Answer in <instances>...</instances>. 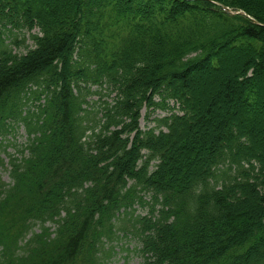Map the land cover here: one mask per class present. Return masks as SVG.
<instances>
[{
    "label": "trees",
    "instance_id": "16d2710c",
    "mask_svg": "<svg viewBox=\"0 0 264 264\" xmlns=\"http://www.w3.org/2000/svg\"><path fill=\"white\" fill-rule=\"evenodd\" d=\"M263 83L264 0H0V264H264Z\"/></svg>",
    "mask_w": 264,
    "mask_h": 264
},
{
    "label": "rangeland",
    "instance_id": "374dc122",
    "mask_svg": "<svg viewBox=\"0 0 264 264\" xmlns=\"http://www.w3.org/2000/svg\"><path fill=\"white\" fill-rule=\"evenodd\" d=\"M25 45L29 47L31 46V42L26 39ZM20 51L23 50L20 49ZM229 71L230 68L228 72ZM206 75H207L205 76L206 78L197 74H194L191 77V84H192L191 87L192 90L194 91L195 96H201L202 94L204 95L205 91L208 89L207 86L214 82L213 80L210 79L209 74ZM227 77L229 76L227 75ZM262 87L264 88V83ZM206 98L208 99V97L206 96L205 99H203V101H206L207 100ZM211 98H213V102L216 103L215 108H213L211 111L212 121H210V125H211L210 127L214 132L215 129H218L217 125H215V123H217L216 121L219 119L224 120L226 119V117L224 114L225 108L223 107L222 103L218 102L217 99L214 98V96L213 97L211 96ZM170 105L172 104L170 103ZM145 115H146V110L143 109L141 111V119L139 121V126L142 130H149L154 128L156 125L154 123V119L162 118L165 115V113L162 111H156L150 116L148 120L145 119ZM13 128L14 129L9 135H6L2 139L0 138V179L4 182H8V174L6 168L9 161V157L15 154L16 150L26 142V138H27L25 130L21 124L14 123ZM259 128H262L261 132L264 133V122H261ZM144 199L147 203H151L149 195H146ZM149 206L150 205H147L146 207L135 206L136 208L135 215L145 216L147 214V209L149 208ZM121 220L122 218L117 221L116 225L127 227V229L123 232V234L120 235L118 234V238L114 237L112 240L105 243L106 249H108L109 247H113L109 260H106L105 262L106 264H142V259L138 254V249L140 248V245L138 243L137 234L130 224L123 225Z\"/></svg>",
    "mask_w": 264,
    "mask_h": 264
},
{
    "label": "bare ground",
    "instance_id": "6f19581e",
    "mask_svg": "<svg viewBox=\"0 0 264 264\" xmlns=\"http://www.w3.org/2000/svg\"><path fill=\"white\" fill-rule=\"evenodd\" d=\"M207 87H208V89L205 91L204 95L202 94L201 96H196V102L199 101V103H202L204 105L203 107H210L213 104V98H211V96L212 97L214 96V98H215L213 83L209 84ZM206 96L208 97V99L206 98L207 100L203 101V99H205ZM194 108L196 109V112L199 116L202 115V113H203L202 109L198 108L197 106H194ZM210 121H212V119H210L209 122ZM195 129L198 131V133H200V129L198 126L195 127Z\"/></svg>",
    "mask_w": 264,
    "mask_h": 264
}]
</instances>
